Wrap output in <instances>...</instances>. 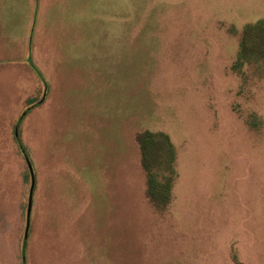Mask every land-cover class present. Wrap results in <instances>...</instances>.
Masks as SVG:
<instances>
[{"label": "rangeland", "instance_id": "1", "mask_svg": "<svg viewBox=\"0 0 264 264\" xmlns=\"http://www.w3.org/2000/svg\"><path fill=\"white\" fill-rule=\"evenodd\" d=\"M262 22L264 0H41L46 84L0 68V264H264V39L243 49ZM147 131L174 148L171 171L152 166L165 207Z\"/></svg>", "mask_w": 264, "mask_h": 264}, {"label": "trees", "instance_id": "2", "mask_svg": "<svg viewBox=\"0 0 264 264\" xmlns=\"http://www.w3.org/2000/svg\"><path fill=\"white\" fill-rule=\"evenodd\" d=\"M255 31H257V37L264 39V22L259 23L258 26L249 27L246 30V39L244 40L245 43L243 44L244 51H247L251 47V38L253 37V33ZM29 62L30 65L36 70L38 75L42 77L40 71H38L36 67H34L31 59L29 60ZM22 119L19 121L17 126L20 125ZM15 140L20 145L21 149L25 150V152L27 153V150L20 140L19 133L18 135H15ZM137 141L142 154V164L148 176L147 197L151 200L152 203L159 206L163 205L165 207L170 200V180H168L166 184H164L163 182H159L157 179V175L152 171V166H154V164L158 162L159 165H165L166 168L171 171V167L174 163V148L170 143L167 135L163 133H151L149 131L139 133L137 135ZM29 162L33 166L30 159ZM158 201L161 204L156 203ZM23 244L25 246L23 247L24 249L26 248V241Z\"/></svg>", "mask_w": 264, "mask_h": 264}, {"label": "crops", "instance_id": "3", "mask_svg": "<svg viewBox=\"0 0 264 264\" xmlns=\"http://www.w3.org/2000/svg\"><path fill=\"white\" fill-rule=\"evenodd\" d=\"M22 1L23 0H0V68H9V67H13L14 65L24 66L25 64H28L31 67V69L36 73V75L39 77V79L44 84H46L47 82L46 76L35 65L33 58H32L33 40H34L35 29L37 25V17H38L41 0H34L32 27L24 41L18 38L20 37L18 34L14 33L15 32L14 30L15 29L17 30L19 25L13 26V22H19V21L24 20L21 15H15L13 13L14 12L13 6L22 4L23 3ZM24 18H26V16ZM15 48H18V50L16 54L13 55L12 51H14ZM30 59L32 60L34 67H36V69L40 71V73L42 74V77H40L38 73L36 72V70L30 65V62H29ZM44 98H45V95H44ZM0 102L6 103L3 97L1 96H0ZM1 107H6V106H2L0 104V108ZM33 172H34V169H33ZM34 176H35V172H34ZM31 179H32V176H31ZM35 188H36V176H35L34 192H35ZM32 210H33V207H32ZM31 215H32V212H31ZM30 225H31V218H30ZM29 232L30 231H28L27 238L24 237L25 240H28Z\"/></svg>", "mask_w": 264, "mask_h": 264}, {"label": "water", "instance_id": "4", "mask_svg": "<svg viewBox=\"0 0 264 264\" xmlns=\"http://www.w3.org/2000/svg\"><path fill=\"white\" fill-rule=\"evenodd\" d=\"M27 162H28L29 169H30L31 176H32V184H31L28 213H27V228H26V235H25L26 238H27L28 231L30 228V218H31V212H32V207H33V193H34V187H35V176H34L33 168H32V165L29 163V159H27Z\"/></svg>", "mask_w": 264, "mask_h": 264}]
</instances>
